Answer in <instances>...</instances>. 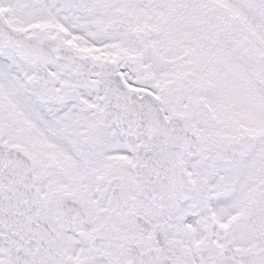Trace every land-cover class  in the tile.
Instances as JSON below:
<instances>
[{
  "label": "snow or ice",
  "instance_id": "snow-or-ice-1",
  "mask_svg": "<svg viewBox=\"0 0 264 264\" xmlns=\"http://www.w3.org/2000/svg\"><path fill=\"white\" fill-rule=\"evenodd\" d=\"M0 264H264V0H0Z\"/></svg>",
  "mask_w": 264,
  "mask_h": 264
}]
</instances>
